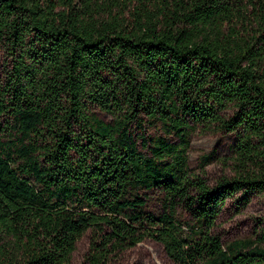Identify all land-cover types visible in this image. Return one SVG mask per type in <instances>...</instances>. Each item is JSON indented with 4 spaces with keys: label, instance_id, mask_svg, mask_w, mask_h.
I'll list each match as a JSON object with an SVG mask.
<instances>
[{
    "label": "trees",
    "instance_id": "trees-1",
    "mask_svg": "<svg viewBox=\"0 0 264 264\" xmlns=\"http://www.w3.org/2000/svg\"><path fill=\"white\" fill-rule=\"evenodd\" d=\"M0 56V264H69L86 233L81 264L146 239L174 264H264V228L212 233L264 192V0H0ZM211 126L236 139L214 186L188 164Z\"/></svg>",
    "mask_w": 264,
    "mask_h": 264
},
{
    "label": "rangeland",
    "instance_id": "rangeland-1",
    "mask_svg": "<svg viewBox=\"0 0 264 264\" xmlns=\"http://www.w3.org/2000/svg\"><path fill=\"white\" fill-rule=\"evenodd\" d=\"M3 59L0 56V80L3 70ZM97 115L109 122L110 117L100 111ZM233 133H224L211 126L208 130L197 131L190 144L188 164L190 169L202 175L207 183L214 186L221 178H231L233 172L232 148L235 144ZM208 157L203 162V158ZM203 171V172H202ZM146 210L153 213L162 211L160 199L156 193H148ZM237 193L226 200L218 215L212 233L217 235L223 244L236 240H254L264 228V192L245 195ZM90 233L84 234L76 243L69 264H81L89 247ZM112 264H174L165 254L163 247L152 240L146 239L135 247L122 252L113 259Z\"/></svg>",
    "mask_w": 264,
    "mask_h": 264
}]
</instances>
